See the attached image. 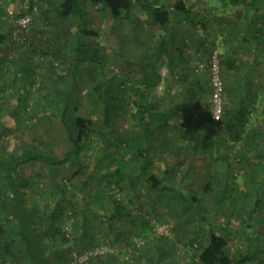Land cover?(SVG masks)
I'll return each instance as SVG.
<instances>
[{"label": "rangeland", "instance_id": "rangeland-1", "mask_svg": "<svg viewBox=\"0 0 264 264\" xmlns=\"http://www.w3.org/2000/svg\"><path fill=\"white\" fill-rule=\"evenodd\" d=\"M50 1L32 0L33 8L28 11V0H0V34L4 37H0V62L3 59L0 64V155L8 152L17 154L29 147L41 154L61 158L70 148V141L59 116L54 114L47 99H54V87L63 89L70 83L68 77H56L57 74L65 73L71 64L67 40L73 31L74 21L68 19L58 24L46 23L39 9ZM255 2L264 11V0ZM21 9L26 11L22 15H29L31 18L25 31H20L16 23ZM88 9L90 18L87 26L99 33V54L104 63L103 66H98V63L80 61L81 74L75 78L74 90L79 105L77 114L91 119L95 129L89 139L83 140L79 152L84 172L75 174L76 168L63 166L50 173L45 165L36 161L19 168L21 178L28 182L25 188L28 202L32 207L36 206L34 225L37 229L41 223L39 216L43 215L45 209H51L54 200L58 198L55 196L52 180L61 182L69 191L68 199L63 203L65 215L62 227L66 237L64 240L58 239L59 254L49 252L47 260L51 264H192V258L197 252L195 243L201 240L206 244L211 221L216 222L213 229L217 232L223 233V225L231 230L229 252L231 256H236L246 247L247 240L242 235L244 224L239 220L237 224L230 223L228 217L237 221L234 213L238 209L242 212V208L238 199L234 206H228V200L222 202L221 190L227 181L231 188L245 193V186L251 183L248 192L252 196L264 175V155H261L262 158L258 156L256 147L251 149L246 142L250 126L239 142L231 144V141L226 148L208 146L209 139L215 145L219 132L217 125L206 119L207 113L200 111L201 107H208L210 92L208 71L204 73L201 67L208 64L209 48L216 50L226 81L225 65L222 64L226 46L222 48V44L223 41L225 45L231 43L226 41L230 38L234 43L230 44L234 47L230 55L240 68L239 73L245 74L241 69H246V81H252L254 87L260 86L259 90L264 89L263 64L256 61L253 48L237 41L238 26L232 32L221 26L219 32L207 35L206 43L209 40L212 43L208 49L205 48L199 54L194 50L186 52L180 62L174 64L175 71L172 73L166 70L165 65L162 66L163 81L161 79L160 83H153L150 80L148 83L149 87H154L147 90V98L157 109L170 112V123L166 131L149 134L147 146L150 150L147 158L140 163L145 161L146 167L156 176L163 177L165 182L175 186L182 200L195 198L193 205L186 201L182 203L179 197L165 192L150 191L144 180L145 176L138 174L140 164L135 163H130L125 169L126 173H134V178L126 179L129 187L126 190L110 189L106 193L101 190L99 181L104 173L115 169L113 153H120L121 150L115 148L112 141L119 136V126L136 136L142 133L138 126V99L130 93V88L143 79L141 74L144 73L138 64L135 63L132 67L133 65H125V61H132L136 55L146 53L150 46L146 47L144 39H140L136 23L132 26L125 22L113 23L108 12H101L91 5H88ZM210 13L215 16V11ZM256 25L264 32V16L257 18ZM20 59L30 62L35 71L31 96L27 101L23 98L22 83L14 76L13 71L14 62ZM88 66L96 68L98 72L103 67L107 74L100 77L101 90L105 84L112 87L118 84L127 95L130 93L127 109L121 112L115 124L103 123L101 103L84 78ZM111 70L117 76L109 81L107 76L112 73ZM234 76L232 74L231 79ZM187 79L191 82H187ZM237 80L242 83L239 77ZM198 82L203 83L202 88L198 89ZM145 92L142 89L141 93ZM232 101L226 89V111L233 105ZM175 106L176 111L173 108ZM260 120L261 118L257 121L254 119L251 124L257 126ZM152 124L153 122H149V127ZM140 147H143L142 144ZM132 154L134 152L130 150L126 159ZM242 157H246L254 165L251 168L242 166L239 163ZM2 176L3 172L0 171V191ZM209 180L214 181L213 185H216L215 181H219L220 186L216 185L205 191ZM232 197H235V193ZM2 198L1 192L0 199ZM112 200L119 203L118 209L122 211L116 216H113L116 212H113ZM194 209L205 215L208 222H199L196 218L195 222L186 223L190 217H195ZM2 220L3 229L13 231L11 240L14 242L13 251L17 253L6 264H29L25 256L18 253L20 248L16 243L20 238L14 221L10 223L4 216ZM148 221L152 229L145 226ZM256 238L257 235L252 236L255 242V263L260 259L264 261V238ZM55 248L56 244L50 243L49 250ZM100 248L103 252H99ZM89 251L93 254L83 259L85 252Z\"/></svg>", "mask_w": 264, "mask_h": 264}, {"label": "trees", "instance_id": "trees-1", "mask_svg": "<svg viewBox=\"0 0 264 264\" xmlns=\"http://www.w3.org/2000/svg\"><path fill=\"white\" fill-rule=\"evenodd\" d=\"M226 7L236 6L240 7L237 13V23L220 21L221 24H225L227 31L232 32V27H239L237 31V41L242 44H247L253 48L256 55V61L264 66V32L256 25L258 17L264 16V11L260 10L255 0H222ZM148 17L150 21L156 24L163 32L164 36L160 38L156 45L158 59L165 58L167 61V70L172 73L173 69V57L180 53V47H172L173 35L171 33V10L165 5L155 6L151 2L144 0H51L50 3L44 7H40L39 12L42 19L46 23L58 24L65 20L73 19L74 28L71 32L70 37L67 40L69 50L71 52V64L65 73L57 74L56 78L64 79L65 77L70 78V83L67 87L59 89L54 87V99H47L48 105L53 109L54 114H58L59 121L65 129L68 140L70 141V148L67 149L61 158L53 155H45L35 151L32 148H24L21 152L14 154L8 152L6 155H0V171L3 172L2 176V199H0V264H6L11 258L16 256V252L13 251L14 242L11 240V234L13 231L7 232L3 229L2 216L6 221H14L15 227L18 228L20 252L23 254L29 264H51L48 260L49 252H55L59 254L58 239L66 237V232L63 230L62 222L64 220L65 208L64 201L68 199V192L61 182L52 180V186L55 191L56 198L51 209L47 208L43 211V215L39 216L41 221L39 228L34 225V216L37 215L36 206L32 207L28 202L25 188L28 185L26 180L21 178V172L19 168L36 161L45 165L48 171L51 173L54 169L69 166L70 168H76L75 174H81L84 172L83 164L79 160V152L82 147L83 140L89 139L92 133L95 132L93 127V121L85 117L79 116L78 111V99L75 95V78L81 72L79 69L80 61H89L90 63H98V66H103V57L99 54L101 47L98 40L99 33L91 28H88V21L90 18V11L88 5L96 8L101 12H108L110 14L113 23L118 21L135 24L137 21V5ZM174 9L178 12H184L186 10L182 0H176ZM33 8L32 0H28L27 10L30 11ZM21 13L18 16H22L26 11L21 9ZM187 12V11H185ZM188 13V12H187ZM244 17V18H243ZM192 26H196V23L190 22ZM229 24L232 26L226 27ZM238 26V27H237ZM1 39H4L3 35L0 34ZM226 38V37H225ZM229 39V38H227ZM232 39V38H230ZM229 39V40H230ZM208 49V48H207ZM213 49L209 48L210 59L213 53ZM209 59V60H210ZM220 59V56H219ZM223 65L229 69H235L237 76L240 78L239 82L234 78L233 87L227 88L228 94L233 99L232 107L225 112L223 119L218 123H212L207 115V120L218 127V139L215 142L209 139L208 146H218V148H226L234 142H239L246 130L250 126L249 136H247L246 142L249 144L251 149L255 148L258 156L262 158L264 155V89L259 90L258 87L252 85V81H246V69H241L245 74L239 73L240 68L236 65V60L233 58L226 59L223 57ZM2 60L0 64H2ZM101 61V62H100ZM209 62V61H208ZM89 63V64H90ZM101 64V65H100ZM221 65V61H220ZM154 66V64H153ZM205 68L207 65H204ZM224 66V67H225ZM207 69V68H206ZM107 70V69H106ZM14 76L22 83V89L24 91L23 98L27 101L31 96V87L33 79L35 77V71L33 65L29 62H23L22 59L14 62ZM112 71V70H111ZM221 71L224 79V73ZM102 70L96 71V68L88 66L84 78L90 84L93 93L98 97L101 103V114L102 120L105 125H112L117 122L118 117L120 118L121 112L127 109L129 103L128 96L132 93L133 96L137 97L136 103L137 111L139 112L138 126L141 128V134L136 136L132 132L121 128L119 126L118 135L113 139L112 144L115 148H120L121 152L113 153L115 169L112 172H106L102 175L99 186L104 192H108L110 189L116 188L117 190H126L129 187V183H126V179L134 178V173L125 172L126 167L130 163L140 164L138 167L139 175L145 176V182L148 189L152 192H165L171 196L179 197V200L183 203L191 202L190 205L195 203V198L188 200H182L181 194L172 186L165 182L163 177L156 176L151 169L146 167L145 161L150 147L147 146L149 134L166 131L169 128L168 124L170 121L168 117L170 112L162 111L157 109L148 98L147 90H151L149 82H154L148 76H145L140 82L136 83L130 88V93L127 95L124 89L122 90L120 85H106L102 89L101 76L107 75ZM155 78L156 73H153ZM117 73L113 70L107 76L111 81ZM237 77V78H238ZM160 75L157 76L159 80ZM246 78V79H245ZM124 81V79L122 80ZM191 82V81H190ZM225 82V81H224ZM142 89L146 92L141 93ZM210 91V90H209ZM226 91V85H225ZM210 94V92H209ZM198 103V102H197ZM199 104V103H198ZM175 111L177 110L176 106ZM174 110V109H173ZM258 122V125H252L251 122L254 119ZM149 122H153L152 126L149 127ZM212 129V128H211ZM213 131V130H212ZM164 134V133H163ZM212 136V135H211ZM209 137V136H208ZM251 142V143H250ZM142 144L143 147H140ZM133 150L134 154L126 159L125 156ZM126 152V154H124ZM116 154V155H115ZM239 163L244 167L251 168L254 164L246 157L239 159ZM171 170V169H170ZM168 174L169 172L166 171ZM113 178V180H111ZM261 184L253 190V195L250 196L251 183H248L245 187L247 188L245 193L237 191L235 188H231L227 181L223 185L222 199L224 202L228 200V206H234L237 199L240 202L242 212L235 211L234 215L238 218L231 219L228 217L230 223L234 222L237 224L238 220L244 224L242 235H244L246 247L244 250L239 251L236 256H231L229 252V234L231 232L227 225L221 226L223 233L217 232L213 229L216 222L211 221L209 225V231L207 232L206 244L201 240H197L195 243L196 254L192 258V264H264L263 260H257L254 254V239L252 236L257 235L256 239L264 238V175L261 176ZM214 181H208L205 186V191L210 190L212 187L220 186L219 181H215L216 185H213ZM133 186V184H132ZM113 187V188H112ZM217 189V188H214ZM249 191V192H248ZM235 193V197H232ZM67 196V198H66ZM32 201V200H31ZM35 203V200H33ZM33 203V204H34ZM114 206L113 216L120 214L118 209L119 203L112 200ZM36 205V204H35ZM189 205V204H188ZM236 208V206L234 207ZM195 210V209H194ZM3 213V214H2ZM195 217H190L186 223L199 222L207 223L208 220L202 213L195 210ZM42 216H44L42 218ZM245 216V219H244ZM197 218V219H196ZM196 219V220H195ZM233 220V221H232ZM227 221V223H229ZM242 224V225H243ZM215 225V226H214ZM148 229H152L149 221L145 225ZM13 227V225H12ZM14 228V227H13ZM50 243L56 244V248L52 251L49 250ZM58 243V244H57ZM80 248V246H79ZM80 252H83V250Z\"/></svg>", "mask_w": 264, "mask_h": 264}, {"label": "crops", "instance_id": "crops-1", "mask_svg": "<svg viewBox=\"0 0 264 264\" xmlns=\"http://www.w3.org/2000/svg\"><path fill=\"white\" fill-rule=\"evenodd\" d=\"M142 1V0H141ZM151 2L155 6L165 5L168 7L169 10H171V33L173 35L174 43L173 45H170L172 47H180L181 51L176 56L173 57L172 61L173 64L180 62V60L184 57L185 53L188 51H196L198 54L200 52H204L205 48H209L210 40L206 43L207 35L214 32H219L221 29V26L225 27V24H221L220 21H226L228 23L230 22H237L234 20V17H237L238 10L240 7H236L234 5L226 7V5L223 4L222 0H182L184 3V6L186 8L185 11L187 12H178L174 9L173 5L176 0H144ZM227 2V0H226ZM137 10V21H135L136 29L138 31V34L140 35V39H144L145 45L150 46L146 53H140L139 55H136L138 59L133 58L132 61H125V65H133L134 67L135 63L138 64V67H140V70L143 71L144 75L142 77L148 76L150 79H152L154 82L158 83L162 79V75H164V72L162 70V66L167 67V61L165 58L158 59V54L156 50V45L159 42L160 38L164 36V32L152 21H150L147 17V15L139 9L138 3L136 5ZM241 10V9H240ZM210 11H215V16L210 13ZM242 12V10H241ZM244 18V17H243ZM196 23V26H192L190 22ZM131 26L134 24H130ZM232 24H229L226 27H231ZM232 29H236L233 25ZM219 30V31H218ZM223 37V35H221ZM222 39V38H221ZM226 40L227 42L231 41ZM149 43V45H147ZM197 44L196 46L194 45ZM228 43L225 45V42L223 41L222 48L226 46V49H224V56L226 59H231V51H233L234 47L231 46ZM234 44V43H232ZM154 64V66H153ZM184 66V65H183ZM185 67V66H184ZM174 69V66H173ZM160 70V71H159ZM167 70V69H166ZM201 70L206 73L207 69L205 66L201 67ZM223 70V69H222ZM226 70V89L231 86L233 87L234 80L231 79L232 74H234L235 78L237 79V72L235 69H229L227 66H225ZM175 71V69H174ZM156 73L155 78L152 77L154 75L153 73ZM160 75L161 78L158 80L157 76ZM229 75L230 79H229ZM177 77V75H175ZM224 80V79H223ZM163 81V79H162ZM190 79H187V82H189ZM224 82V83H225ZM160 83V82H159ZM203 83L198 82L197 87L202 88ZM198 95V94H197ZM226 95V91H225ZM231 95V94H230ZM229 95V96H230ZM200 97H202L199 94ZM231 97V96H230ZM226 99V96H225ZM232 107V106H231ZM229 108V107H228ZM226 112V107H225Z\"/></svg>", "mask_w": 264, "mask_h": 264}, {"label": "built area", "instance_id": "built-area-1", "mask_svg": "<svg viewBox=\"0 0 264 264\" xmlns=\"http://www.w3.org/2000/svg\"><path fill=\"white\" fill-rule=\"evenodd\" d=\"M29 15H22L17 17L16 23L20 31H25L30 23ZM209 76L210 94L208 99V107H201V112H206L212 123L220 122L225 114V83L221 71L220 59L216 52L213 51L211 59L207 66ZM99 252H103V249H98ZM97 250V251H98ZM96 254V251H94ZM92 251L85 252L83 259L88 258Z\"/></svg>", "mask_w": 264, "mask_h": 264}]
</instances>
